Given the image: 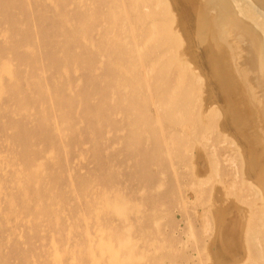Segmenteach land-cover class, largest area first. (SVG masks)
I'll return each mask as SVG.
<instances>
[{
    "label": "rangeland",
    "instance_id": "374dc122",
    "mask_svg": "<svg viewBox=\"0 0 264 264\" xmlns=\"http://www.w3.org/2000/svg\"><path fill=\"white\" fill-rule=\"evenodd\" d=\"M164 1L0 0V264H264L260 103L216 87L205 1Z\"/></svg>",
    "mask_w": 264,
    "mask_h": 264
},
{
    "label": "bare ground",
    "instance_id": "6f19581e",
    "mask_svg": "<svg viewBox=\"0 0 264 264\" xmlns=\"http://www.w3.org/2000/svg\"><path fill=\"white\" fill-rule=\"evenodd\" d=\"M159 1H160L159 4L161 5V3H163L164 0H159ZM204 1H205L204 4L206 3V7H204L203 9H205V8L208 9L207 12H211V10H213V12H215V13H213V15H210V16L208 14L209 17L207 16L206 13H205L204 18L198 17V24H197L198 26L197 27H200L198 30L199 36L201 39H205L204 43H202L203 49H204L203 56H205V62L204 63H206L210 67V69L212 71V75L216 77V84H217L216 87H218V86H219V88H227L228 87L229 91L231 90V86H232L231 83L233 81V78H234V76H236V77L239 76V75L238 76L236 75L237 71H239L242 78H245V81L248 84V90L249 91L251 90V93L254 95V98H257L256 100L260 103L258 110L259 109L261 110V118H262V121L264 122V0H204ZM166 3H165V5H166ZM159 4H158V6H159ZM203 11H206V10H203ZM155 35H157V34H155ZM149 39H151V36H149ZM219 44H222V45L220 46ZM244 51H246V52L249 51V52H251V54L246 55L247 53L244 54L243 53ZM227 61H230L229 63L232 65V68L230 67L231 66L230 64H229L230 66L228 65ZM232 61H233V63H232ZM226 62H227V64H226ZM178 65H179V66H177L178 68H176L177 69V74H176L177 84H182L189 77L191 78L189 81H192L193 85H196L195 81H198V82L202 81L201 78L196 74V72L190 68V65L188 63L181 61L178 63ZM236 66H237V68H236ZM233 67H234V69H233ZM252 73L255 74L256 77L254 75H252ZM249 82H250V84H249ZM249 87H250V89H249ZM177 88L180 89L179 87H177ZM177 92H178L177 90L174 92L175 95L177 94ZM252 94H251V99H253ZM222 98L225 99L226 97L222 96L221 100H222ZM228 100L229 99L227 96L225 101H228ZM230 109H231V112L228 111V108H227V111L229 112V118L232 119L238 114V110L236 107L235 108L233 107V109H232L231 106H230ZM215 110H216L215 105L211 104V106L208 109V117H209L208 123L210 125L215 123L214 121L216 120V118L218 116ZM258 114H260V113H258ZM255 117L259 119V117H257V115H255ZM261 118H260V121H261ZM255 122H257V121H255ZM257 123H259V122H257ZM261 125H262V123H261ZM257 127H258V124H257ZM256 128H255V130H256ZM261 128H263V127L261 126ZM257 130H260L259 127ZM263 130L261 129V133ZM254 135H255V133H254ZM259 137H258V139H259ZM263 137H264V133H263ZM260 139H262V138H260ZM223 140H222V142H223ZM226 141H227V139H225V142ZM261 142H262L261 140H260V143H258V141H257V143L260 145H261ZM231 144H233V143H231ZM234 144L237 147V144L236 143H234ZM261 147H263V145ZM226 161H230L231 163H233L236 161V159L232 155L230 157L227 156ZM262 161H264V159H262ZM219 162H220V160L217 157L216 160L214 161L215 166L216 165L219 166ZM251 173H253V172L251 171ZM251 173H249L248 179H250L252 177ZM262 179H264V176L262 177ZM248 183L249 184L252 183V185H253L254 182L251 180V183L249 181H248ZM252 190H253V188H252ZM255 194H256V191H255ZM253 213H254V211H253ZM259 213L260 212H258V215H260ZM261 215L263 216V214H261ZM263 219H260L263 222H260L258 225L250 227L253 236L250 235L252 239H248V242H249V240H250V242H254V243H252L253 245H258V244H255L257 241H258V243H259V241L262 242V240L260 239V235H262V231H264L263 230V227H264V220ZM224 231H225V229H224ZM226 231H225V234H226ZM247 232L245 231L246 234L245 233L244 234L247 235ZM225 234H223V235H225ZM223 239H224V241L226 240V238L224 236H223ZM260 244H261V246L260 245L253 246L255 248L253 250L251 249L253 251V253H256L255 254L256 257H254V259L255 258L263 259V257H264V248H263L264 245L262 243H260ZM220 247L222 248L221 244L219 243V248ZM237 247L239 248L240 244ZM225 249H227V248H225ZM236 251H237V249H236ZM246 252H248V251L246 250ZM221 253H223V255L221 254L220 257L222 259H225L223 261V264L224 263L228 264V262L234 263V262H232V257H230L229 254L227 255V253H224L223 248L221 249ZM234 254H232V255H234ZM236 255H238V254H236ZM236 255L233 258L234 260H235V258L239 257V256L236 257Z\"/></svg>",
    "mask_w": 264,
    "mask_h": 264
}]
</instances>
